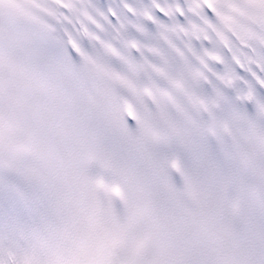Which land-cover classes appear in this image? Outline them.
Listing matches in <instances>:
<instances>
[{"label": "snow or ice", "instance_id": "snow-or-ice-1", "mask_svg": "<svg viewBox=\"0 0 264 264\" xmlns=\"http://www.w3.org/2000/svg\"><path fill=\"white\" fill-rule=\"evenodd\" d=\"M0 264H264V0H0Z\"/></svg>", "mask_w": 264, "mask_h": 264}]
</instances>
